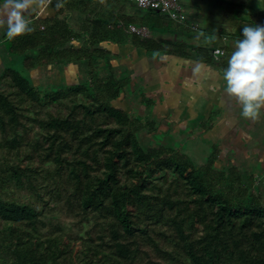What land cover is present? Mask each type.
Instances as JSON below:
<instances>
[{
    "label": "trees",
    "instance_id": "16d2710c",
    "mask_svg": "<svg viewBox=\"0 0 264 264\" xmlns=\"http://www.w3.org/2000/svg\"><path fill=\"white\" fill-rule=\"evenodd\" d=\"M129 1L50 0L55 16L4 35L20 70L0 71V264H264V182L234 165L217 168V144L201 162L180 145H144L140 134L158 130L151 100L141 95V116L114 104L131 83L102 47L168 49L207 65L219 58L223 73L231 42L244 25L264 24V7L243 21L231 2V22L210 33ZM72 12L82 15L79 29ZM132 26L212 38L165 47ZM78 38L82 46H70ZM74 62L84 77L55 87L23 73Z\"/></svg>",
    "mask_w": 264,
    "mask_h": 264
},
{
    "label": "rangeland",
    "instance_id": "374dc122",
    "mask_svg": "<svg viewBox=\"0 0 264 264\" xmlns=\"http://www.w3.org/2000/svg\"><path fill=\"white\" fill-rule=\"evenodd\" d=\"M35 1L38 0H33L25 11L26 19L27 15L30 16V8L34 9L33 12L36 9L38 11L39 8L38 5H35ZM181 2L185 5L184 12L187 18L192 19L196 25L202 21L205 24L199 25L200 29L210 33L231 22L232 19L227 16V13L231 11L230 6H233L231 2L238 3L232 8L234 10L242 7L240 19L243 21L248 18L251 12L264 7V0H193L192 2L181 0ZM129 4L139 8L135 0H130ZM134 7L129 8V11L131 9L133 11ZM188 11H192L193 15L190 16ZM5 14L6 8L3 0H0V37L7 32ZM82 21L81 14L71 13L70 22L75 28L80 27ZM139 28L141 36L158 39L165 43L166 47H169L174 41H184L196 45L209 44L208 40L210 39L208 38H212L211 34L207 38L206 35L203 37V34L199 33L187 35L178 30L154 29L148 26ZM231 30L237 32L238 28L234 27ZM222 41L231 42L228 37H224ZM235 42L232 41L231 44H235ZM166 52L169 53V50L167 49ZM163 59L167 62L163 66L164 71L151 69L148 75L144 74L147 72L146 70L143 72L144 60L142 61L143 65L139 63V71H136L139 74L132 75L130 70L128 71L126 63L123 62L131 85L124 87L122 98L114 101V104L124 106L137 116H141L146 112L140 103L141 95L144 94L145 98L153 100L147 111L150 117L156 120L158 130L152 134L142 132L140 141L144 145H149L150 142L154 145H180L183 150L191 154L196 162L204 161L210 153L211 146L217 144L219 150L215 162L217 168L224 169L229 165H234L241 171L252 173L256 177V183L264 182V110L261 111L258 119H252L242 114L236 97L225 91V81L219 66H217L219 58H214L213 65L210 66L190 58L181 59L171 57V55H165ZM0 62L7 63L3 67L10 65L20 70L19 59L13 55L5 60L0 58ZM1 69L0 66V71ZM67 71L71 80L83 78L85 75L83 64L73 65ZM36 72L23 73L31 79H37ZM58 77L55 75L48 80V77L42 76L39 77V80L45 81L48 87L58 86L62 81L67 83L66 79L57 82L60 79ZM144 102L146 103V100ZM200 122L201 124H199ZM208 126H210L209 129H207Z\"/></svg>",
    "mask_w": 264,
    "mask_h": 264
},
{
    "label": "clouds",
    "instance_id": "9594fccd",
    "mask_svg": "<svg viewBox=\"0 0 264 264\" xmlns=\"http://www.w3.org/2000/svg\"><path fill=\"white\" fill-rule=\"evenodd\" d=\"M7 33L13 37L32 31L25 11L32 0H3ZM242 38L228 58L222 76L225 91L236 97L242 114L258 119L264 110V24H246L241 29Z\"/></svg>",
    "mask_w": 264,
    "mask_h": 264
},
{
    "label": "crops",
    "instance_id": "0c3cea01",
    "mask_svg": "<svg viewBox=\"0 0 264 264\" xmlns=\"http://www.w3.org/2000/svg\"><path fill=\"white\" fill-rule=\"evenodd\" d=\"M33 1V0H32ZM40 1V0H38ZM38 1H35V5H38V11L36 9L35 12L34 9H31L30 8V16H26L28 20L36 17V16H41V17H52V16H55L57 10H56V7H53L52 5H50V0H43L42 2H38ZM186 2H192L193 0H185ZM180 3H181V6L183 7V9H186L184 8L185 5L182 4L181 0H180ZM200 4V3H199ZM199 9V7H198ZM29 11V10H28ZM189 12V11H188ZM192 16V11L189 12ZM200 13V12H199ZM185 14V12H184ZM201 14V13H200ZM59 17H61L62 15L59 14L58 15ZM205 16V15H204ZM186 17V20L195 24L192 19H189L187 18V16L185 15ZM205 21V19H204ZM72 24V23H71ZM205 23H202L199 22L196 26L199 27V25H204ZM73 26V25H72ZM81 26V25H80ZM74 27V26H73ZM140 27H145V26H140ZM7 28V27H6ZM75 28V27H74ZM80 27L76 28V29H79ZM202 31V30H201ZM207 32V31H206ZM7 33V32H6ZM1 35V34H0ZM150 37V36H148ZM4 36H1L0 37V58L2 60H5L7 59L9 56H12V54H10L7 49H6V46L4 44ZM158 40V39H157ZM159 41V40H158ZM161 42V41H160ZM182 42V41H181ZM184 42V41H183ZM70 46H73L75 48L77 47H81L82 44H83V39L81 38H78V39H75L73 41H71L70 43ZM163 45L165 46V43H163ZM102 47H104L105 49L109 50L110 52H112V54H114L112 56V59L110 60L111 63L113 64V67L116 71V73H120L121 70L125 71V67L123 65V62L126 63L127 67H128V71L130 70V74H134V73H137L139 74V72H136V71H139V63H141V65H143L142 61L144 60V70L143 72L146 70L147 72L144 73L145 75H148L149 74V71H151V69L153 70H156V71H159V70H162L164 71V68L163 66L166 65L167 62L163 61V56L165 55H168L171 57H175V58H181V59H187V58H182L180 56H177V55H174L173 53H171L169 51L164 50V51H161L159 53H153L151 51H146L144 50L143 48H140V47H135L134 45L130 44V43H125V44H115L113 42H110V41H106L102 44ZM166 47V46H165ZM15 56V55H13ZM17 59H19L20 61V57L18 56H15ZM190 59H193L195 60L194 58H190ZM154 60H157L158 62H155ZM196 61V60H195ZM94 67H96L97 70H99L100 68H103L104 67V62L103 60L101 59H94ZM198 63H202V62H199V61H196ZM19 63V62H18ZM159 65H158V64ZM82 62H74V63H69L67 65H48V66H38V67H35L33 69H31L30 71H24L25 72H33V71H37L36 73L38 74V80H39V77H48V80H50L52 77H55V75H58L60 78L58 81H62V79H66V82L67 83H64L63 81L61 82L60 85L62 84H68L70 82H72L71 78H70V75H69V72L67 71L68 69H71L73 65H81ZM120 64V65H119ZM138 64V67H136V65ZM204 64V63H203ZM7 65V63L5 62H0V66L2 67V69H4L5 66ZM20 65V64H19ZM10 66V65H9ZM210 66V65H209ZM8 67V66H6ZM154 67V68H153ZM157 68V69H155ZM1 69V70H2ZM119 69V70H118ZM136 69V70H135ZM60 70H63L64 72L60 71ZM127 71V72H128ZM47 72V74H46ZM126 74V72H125ZM69 76V77H68ZM68 77V78H67ZM70 78V80H69ZM68 79V81H67ZM147 98V97H146ZM151 100V102L153 101L151 98H149ZM124 109H126L124 106H122Z\"/></svg>",
    "mask_w": 264,
    "mask_h": 264
},
{
    "label": "built area",
    "instance_id": "2783aa9c",
    "mask_svg": "<svg viewBox=\"0 0 264 264\" xmlns=\"http://www.w3.org/2000/svg\"><path fill=\"white\" fill-rule=\"evenodd\" d=\"M135 2L141 8L152 9L166 15L172 21L188 26L192 30L197 29L195 24L186 20L184 9L179 0H135ZM130 29L140 34L139 27L132 26Z\"/></svg>",
    "mask_w": 264,
    "mask_h": 264
}]
</instances>
